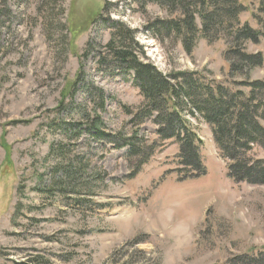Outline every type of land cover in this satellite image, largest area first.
Returning <instances> with one entry per match:
<instances>
[{"label": "rangeland", "instance_id": "1", "mask_svg": "<svg viewBox=\"0 0 264 264\" xmlns=\"http://www.w3.org/2000/svg\"><path fill=\"white\" fill-rule=\"evenodd\" d=\"M243 3L240 23L260 30L258 3ZM146 14L132 0H0V264L36 258L42 264H228L231 257L264 252V186L227 178L202 121L190 123L202 140L204 174L186 180L173 172V144L158 149L130 180L127 148L95 141L85 126L77 141L68 140L58 127L79 122L76 109L89 114L88 93L97 88L105 97L97 111L104 132L131 137L123 108L133 111L142 99L129 74L97 68L98 51L109 41L100 16L138 32L142 61L163 74L227 79L225 40H200L187 55L178 43L149 37L145 21L162 15L151 6ZM246 49L264 57V39ZM78 75L83 80L74 84ZM249 75L263 80L264 63ZM156 133L145 122L137 138L153 144ZM58 148L64 158L55 159ZM77 167L69 183L63 175ZM57 179L61 188L53 187Z\"/></svg>", "mask_w": 264, "mask_h": 264}, {"label": "trees", "instance_id": "2", "mask_svg": "<svg viewBox=\"0 0 264 264\" xmlns=\"http://www.w3.org/2000/svg\"><path fill=\"white\" fill-rule=\"evenodd\" d=\"M253 1L258 3L259 15L264 18V0ZM132 3L143 16L147 15V6L157 8L162 15L147 19L144 27L145 33L159 44L178 43L190 55L200 40L209 44L225 40L228 46L223 58L228 62L227 79L220 82L209 78V73L198 72L163 74L151 63L142 61L146 58L136 41L138 32L118 20L100 16L98 22L108 31L109 41L98 51L97 68L109 76L115 72L129 74L142 102L133 111L123 108L130 116L131 137L107 135L97 115V111L104 110V94L91 88L92 92L88 93L91 112L76 109L75 116L81 122L64 121L58 125L65 138L77 141L78 130L85 126V133L95 141L113 145L115 150L127 148L132 164L130 176L153 157L159 146L171 142L178 147L175 158L180 167L178 174L186 180L204 174L202 142L189 121L200 119L209 127L220 157L228 162L227 178L235 184L264 186V79L253 81L249 75L262 67L263 56L246 49L248 43L258 45L264 38V19L257 17L260 30L241 24L240 16L247 11L243 0H132ZM110 5L106 3L105 7ZM79 75L74 84L82 82ZM145 122L157 128V140L153 144H142L137 138ZM59 152L65 156L66 151L58 148L52 151L55 159L64 158ZM79 170L77 167L65 171L63 176L71 183ZM63 182L57 179L53 187L61 188ZM67 187L72 189L75 185ZM30 262L42 264L37 258ZM228 264H264V252L231 257Z\"/></svg>", "mask_w": 264, "mask_h": 264}, {"label": "bare ground", "instance_id": "3", "mask_svg": "<svg viewBox=\"0 0 264 264\" xmlns=\"http://www.w3.org/2000/svg\"><path fill=\"white\" fill-rule=\"evenodd\" d=\"M4 146V145H3ZM5 149V148H4ZM72 152V151H71ZM89 159V158H88ZM35 160V159H34ZM127 176V175H126ZM101 185V184H100ZM149 202V201H148Z\"/></svg>", "mask_w": 264, "mask_h": 264}]
</instances>
